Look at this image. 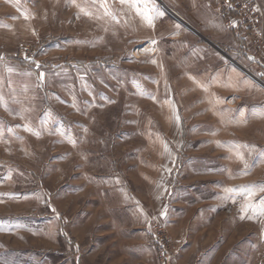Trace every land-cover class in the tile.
Masks as SVG:
<instances>
[{"label":"rangeland","instance_id":"obj_1","mask_svg":"<svg viewBox=\"0 0 264 264\" xmlns=\"http://www.w3.org/2000/svg\"><path fill=\"white\" fill-rule=\"evenodd\" d=\"M0 9V264H264V0Z\"/></svg>","mask_w":264,"mask_h":264},{"label":"snow or ice","instance_id":"obj_2","mask_svg":"<svg viewBox=\"0 0 264 264\" xmlns=\"http://www.w3.org/2000/svg\"><path fill=\"white\" fill-rule=\"evenodd\" d=\"M125 2H128V0H121V3H125ZM140 3V0H133V6H137V4ZM139 11V10H138ZM146 20L147 22L151 25L152 23V15H151V11L149 10L146 14ZM40 78L43 79V73L40 74ZM27 131H31V129H26ZM38 135V134H37ZM261 190H264V188H261ZM226 191L228 192H231L232 190L231 189H227ZM249 195H252V193L250 192ZM261 204L264 205V201H261ZM254 212H257V211H264V208H261V209H256V208H253L252 209ZM243 218V217H242Z\"/></svg>","mask_w":264,"mask_h":264},{"label":"water","instance_id":"obj_3","mask_svg":"<svg viewBox=\"0 0 264 264\" xmlns=\"http://www.w3.org/2000/svg\"><path fill=\"white\" fill-rule=\"evenodd\" d=\"M169 10L175 15L177 16L179 19H181V21H183L186 25H189L188 22H186L182 17H180L175 11H173L172 9L169 8ZM239 65V64H238ZM244 69V68H243ZM260 81V80H259Z\"/></svg>","mask_w":264,"mask_h":264},{"label":"crops","instance_id":"obj_4","mask_svg":"<svg viewBox=\"0 0 264 264\" xmlns=\"http://www.w3.org/2000/svg\"><path fill=\"white\" fill-rule=\"evenodd\" d=\"M5 0H0V6L4 4ZM1 10V9H0Z\"/></svg>","mask_w":264,"mask_h":264}]
</instances>
